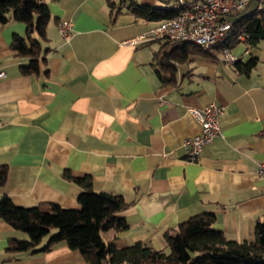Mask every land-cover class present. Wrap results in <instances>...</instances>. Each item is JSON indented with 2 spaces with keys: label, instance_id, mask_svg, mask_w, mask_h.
I'll list each match as a JSON object with an SVG mask.
<instances>
[{
  "label": "crops",
  "instance_id": "obj_1",
  "mask_svg": "<svg viewBox=\"0 0 264 264\" xmlns=\"http://www.w3.org/2000/svg\"><path fill=\"white\" fill-rule=\"evenodd\" d=\"M44 1L50 19L37 73L24 74L29 60L11 47L25 24L0 23V166L7 168L0 198L78 208L84 189L64 173L89 174L91 191L129 203L118 212L126 228L102 231L117 247L140 241L168 250L164 234L202 212H213L212 226L227 238L253 240L264 223V179L255 173L264 162V40L245 43L258 63L244 73L201 52L179 60L181 48L165 39L122 44L159 21L137 15L128 1L112 0L114 9L108 0ZM165 1L131 2L161 11ZM62 20L72 23L67 40ZM162 46L176 56L161 59ZM172 67L173 81H162L157 71L166 77ZM212 101L223 106L221 133L190 161L182 141L200 126L188 108ZM27 238L0 217V264H86L64 241L35 252L7 249L11 239Z\"/></svg>",
  "mask_w": 264,
  "mask_h": 264
},
{
  "label": "trees",
  "instance_id": "obj_2",
  "mask_svg": "<svg viewBox=\"0 0 264 264\" xmlns=\"http://www.w3.org/2000/svg\"><path fill=\"white\" fill-rule=\"evenodd\" d=\"M126 1L134 13L144 18L161 20L170 16L168 10L163 13L132 0H120L119 4ZM108 4L111 9L116 7V2L112 0H108ZM245 11H239L238 18L232 24L233 36L226 44L229 49L241 41L254 46L264 40V11ZM10 18L26 26L25 36L14 35L11 42L16 53L29 60L27 65L21 66V70L24 74L37 73L41 39H47L46 27L50 19L48 5L44 0H0V23ZM239 35L244 38L239 39ZM172 44L181 48L179 60L187 51L201 52L214 58L221 51L219 48L205 51L187 42ZM163 47L156 52L161 59L169 60V53L176 56L173 51L167 52ZM257 63V55H251L246 61L237 58L233 62L236 69L244 73H248ZM174 70V67L169 68L166 77L157 72L162 81L171 82ZM6 176V166H0V185L5 182ZM64 176L84 189L78 196V208L62 207L56 203L22 207L14 204L8 195H2L0 217L28 235L27 239H11L7 246L9 251H42L56 242L64 241L80 252L86 264H264V223H257L253 240L238 241L227 238L212 226L213 212L194 214L180 222L173 233L166 232L164 238L168 250L154 249L140 241L117 247L112 241H104L102 231L126 228V220L118 212L129 203L121 194L91 191L89 174L71 176L65 172Z\"/></svg>",
  "mask_w": 264,
  "mask_h": 264
},
{
  "label": "built area",
  "instance_id": "obj_3",
  "mask_svg": "<svg viewBox=\"0 0 264 264\" xmlns=\"http://www.w3.org/2000/svg\"><path fill=\"white\" fill-rule=\"evenodd\" d=\"M254 3V10L264 11V0H170L167 8L170 16L159 20L149 30L121 41L125 45H135L150 39L159 38L178 43H191L202 50L221 51L217 56L234 62L237 57L226 46L233 36L232 24L238 18V12ZM72 23L62 20L58 23L61 36L67 40ZM243 39V35L238 36ZM244 52H248L246 49ZM4 71L0 70V78ZM189 114L199 124L200 130L183 139L186 159H197L204 144L221 133L220 116L223 106L212 101L204 106H191ZM255 173L264 179V162H258Z\"/></svg>",
  "mask_w": 264,
  "mask_h": 264
},
{
  "label": "rangeland",
  "instance_id": "obj_4",
  "mask_svg": "<svg viewBox=\"0 0 264 264\" xmlns=\"http://www.w3.org/2000/svg\"><path fill=\"white\" fill-rule=\"evenodd\" d=\"M165 1V0H164ZM170 3V0H166L165 3ZM161 12H165V9L161 10ZM249 47L247 46L244 42H238L236 44H234L231 48H230V51L234 54H236L237 56H240L242 58H247L249 57V54L248 53H245L244 51L246 50V48ZM254 52V50H253Z\"/></svg>",
  "mask_w": 264,
  "mask_h": 264
}]
</instances>
